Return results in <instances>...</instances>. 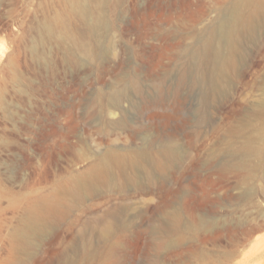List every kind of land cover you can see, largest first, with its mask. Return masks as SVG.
<instances>
[{
  "label": "rangeland",
  "instance_id": "obj_1",
  "mask_svg": "<svg viewBox=\"0 0 264 264\" xmlns=\"http://www.w3.org/2000/svg\"><path fill=\"white\" fill-rule=\"evenodd\" d=\"M233 2L92 0L70 25L87 54L44 33L66 0H0V264H264V174L220 169L264 149V18L226 78L211 54L189 59ZM165 144L179 152L165 171L70 193L108 149ZM47 199L60 213L24 253L13 233Z\"/></svg>",
  "mask_w": 264,
  "mask_h": 264
},
{
  "label": "bare ground",
  "instance_id": "obj_2",
  "mask_svg": "<svg viewBox=\"0 0 264 264\" xmlns=\"http://www.w3.org/2000/svg\"><path fill=\"white\" fill-rule=\"evenodd\" d=\"M66 1L69 6L67 12L56 14L52 19L44 23V33L47 37H55L58 40L71 39L76 44H79L84 52L90 54L91 49L85 44V41L82 40L81 42L80 36L78 37L72 31L70 25L74 17L82 20L86 19L88 4L92 0ZM217 10V18L196 41L197 48L191 50L189 59L195 60L211 54L215 74L221 78H226L229 73L237 71L239 36L243 31H250L255 34L260 27V21L264 18V0H234L229 8L219 7ZM0 99H2L1 92ZM240 151L241 156L236 162L232 165H222L220 169L223 171L236 169L239 174L248 176V178L255 174H264V168L257 166V162L254 160L255 157H258L260 162L264 163V149L261 146H254L248 143ZM152 153L150 150L144 149L138 151L108 149L93 161L85 172L74 177L69 191L77 198L84 193L94 192L103 184L107 185L116 182V173L126 174L128 180L134 181L135 176H131L130 171L142 167L144 163H151L158 170L165 171L167 167L179 162L177 147L169 144L163 145L157 154ZM135 181L137 182L136 179ZM253 195V193L247 192L244 196L253 197ZM58 206L59 202L56 199H47L26 214L20 227L13 233V238L21 251L28 253L34 245V239L41 236L42 232L53 225L54 218L60 213ZM258 211L264 214V206L259 205ZM178 221L177 216L172 218L174 225ZM112 225V222L109 223V226L103 232L104 237H109L112 234Z\"/></svg>",
  "mask_w": 264,
  "mask_h": 264
}]
</instances>
